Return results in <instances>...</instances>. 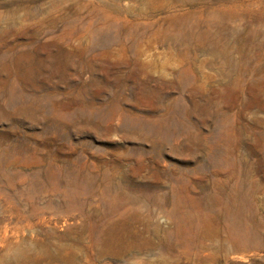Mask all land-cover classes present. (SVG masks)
Instances as JSON below:
<instances>
[{"label":"rangeland","instance_id":"obj_1","mask_svg":"<svg viewBox=\"0 0 264 264\" xmlns=\"http://www.w3.org/2000/svg\"><path fill=\"white\" fill-rule=\"evenodd\" d=\"M0 264H264V0H0Z\"/></svg>","mask_w":264,"mask_h":264},{"label":"bare ground","instance_id":"obj_2","mask_svg":"<svg viewBox=\"0 0 264 264\" xmlns=\"http://www.w3.org/2000/svg\"><path fill=\"white\" fill-rule=\"evenodd\" d=\"M258 35H259V34H258ZM206 36H207V35H206ZM206 36H205V37H206ZM160 126H161V125H160ZM158 128H159V127H158ZM224 131H226V130H225V128H224ZM67 203H68V204H70V201L68 200V202H67Z\"/></svg>","mask_w":264,"mask_h":264}]
</instances>
